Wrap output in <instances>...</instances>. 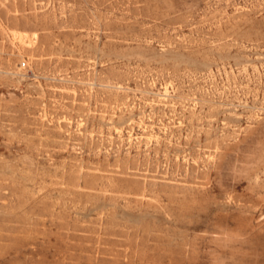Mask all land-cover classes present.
<instances>
[{
  "label": "rangeland",
  "instance_id": "1",
  "mask_svg": "<svg viewBox=\"0 0 264 264\" xmlns=\"http://www.w3.org/2000/svg\"><path fill=\"white\" fill-rule=\"evenodd\" d=\"M0 264H264V0H0Z\"/></svg>",
  "mask_w": 264,
  "mask_h": 264
},
{
  "label": "built area",
  "instance_id": "2",
  "mask_svg": "<svg viewBox=\"0 0 264 264\" xmlns=\"http://www.w3.org/2000/svg\"><path fill=\"white\" fill-rule=\"evenodd\" d=\"M25 65V64H24Z\"/></svg>",
  "mask_w": 264,
  "mask_h": 264
}]
</instances>
